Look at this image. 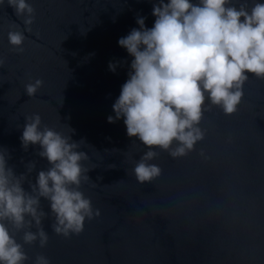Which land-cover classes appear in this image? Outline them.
Wrapping results in <instances>:
<instances>
[{"label":"water","instance_id":"1","mask_svg":"<svg viewBox=\"0 0 264 264\" xmlns=\"http://www.w3.org/2000/svg\"><path fill=\"white\" fill-rule=\"evenodd\" d=\"M29 2L34 20L21 53L7 32L24 26L0 5V148L18 174L33 161L34 180L47 162L38 146L21 147L23 116L37 112L44 125L74 129L92 168L81 191L100 215L69 238L55 235L45 218L48 243L25 245L28 256L43 254L51 264H264V80L249 74L231 115L205 100L203 139L176 158L155 149L159 176L137 183L131 168L147 149L125 135L122 120L106 117L130 60L117 39L136 27L137 15L151 27V0ZM109 61L122 64L111 72ZM37 77L43 84L29 98L23 86ZM41 206L47 211L43 199Z\"/></svg>","mask_w":264,"mask_h":264},{"label":"clouds","instance_id":"2","mask_svg":"<svg viewBox=\"0 0 264 264\" xmlns=\"http://www.w3.org/2000/svg\"><path fill=\"white\" fill-rule=\"evenodd\" d=\"M4 3L24 26L23 31L14 26L7 32L9 45L21 53L34 8L29 0H0ZM151 15V27L137 15L136 27L117 39L130 60L112 114L106 117L108 123L122 120L125 135L147 149L131 168L141 184L160 174L159 166L151 163L155 149L176 158L203 139L199 122L205 100L231 115L249 74L264 80V0H151ZM120 64L109 61L108 70L115 72ZM42 84L38 77L30 79L24 94L33 97ZM18 127L21 147L38 146L36 155L47 167L37 170L33 180L28 174L35 163L29 161L18 174L8 164L7 150L0 148V264H51L43 254L30 258L25 245H47L45 218H50L55 235L69 238L84 230L86 220L99 217L100 210L81 191L92 168L84 166L89 159L81 147L84 140H73L69 126L67 133L49 127L33 112Z\"/></svg>","mask_w":264,"mask_h":264}]
</instances>
